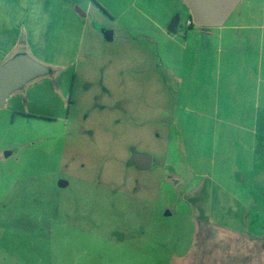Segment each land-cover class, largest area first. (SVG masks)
Instances as JSON below:
<instances>
[{"label":"rangeland","instance_id":"374dc122","mask_svg":"<svg viewBox=\"0 0 264 264\" xmlns=\"http://www.w3.org/2000/svg\"><path fill=\"white\" fill-rule=\"evenodd\" d=\"M247 5H261L256 22L263 19L264 0H241L226 25ZM146 6L163 25L179 14L176 33L165 24L175 42L151 22L146 42L124 29L134 13L112 20L101 7L64 67L23 55L53 73L27 83L0 109V264L167 263L193 245L211 199L221 196L197 170L195 154L203 150H191L182 132L191 128L182 122L197 119L183 102L190 59L183 76L168 68L179 63L189 12L182 0ZM102 29L113 32L112 41ZM260 38L264 53V31ZM197 107L209 113L206 104ZM263 107L264 99L262 135ZM134 152L151 156L149 170L129 164Z\"/></svg>","mask_w":264,"mask_h":264},{"label":"crops","instance_id":"0c3cea01","mask_svg":"<svg viewBox=\"0 0 264 264\" xmlns=\"http://www.w3.org/2000/svg\"><path fill=\"white\" fill-rule=\"evenodd\" d=\"M121 4L122 0H114V7L108 0H0V65L26 54L53 68L64 67L60 62L75 60L73 55L79 52L88 18L101 7L112 20L134 13L136 16L129 15L124 29L137 30L142 40L150 39L144 32L148 22L169 41L178 39L166 34L165 24L170 20L163 25L149 16L148 0H130L116 16L113 12ZM260 8L261 5H247L238 12L234 23L219 27L193 24L183 39L179 36L182 42L178 46L183 53L176 57V68H168L183 76L182 64L190 59L192 70L187 76L183 102L197 118L192 123L182 122L183 127L191 126L182 132L191 150H203V154H195L197 170L209 174L221 196L211 199L210 214L206 221L199 222L193 245L163 264H264V135L257 132L258 112L264 99L260 38L264 16L256 22ZM166 51L162 50L161 57L168 58ZM219 69L223 70L222 77ZM50 73L53 71L46 75ZM19 91H14L0 109ZM201 104H206L209 113L197 112ZM12 106L15 107L13 103Z\"/></svg>","mask_w":264,"mask_h":264},{"label":"water","instance_id":"95a60500","mask_svg":"<svg viewBox=\"0 0 264 264\" xmlns=\"http://www.w3.org/2000/svg\"><path fill=\"white\" fill-rule=\"evenodd\" d=\"M241 0H182L189 12L190 21L199 27H219L230 17ZM179 23V14L171 19L167 26L170 33H175ZM106 41L112 40V33L102 29ZM19 54L0 65V107L14 92L24 87L28 82L49 73L42 65ZM129 164H134L140 170H149L152 158L148 154L133 153ZM65 183H61V186Z\"/></svg>","mask_w":264,"mask_h":264},{"label":"flooded vegetation","instance_id":"af4514ba","mask_svg":"<svg viewBox=\"0 0 264 264\" xmlns=\"http://www.w3.org/2000/svg\"><path fill=\"white\" fill-rule=\"evenodd\" d=\"M180 19V18H179ZM171 21V20H170ZM169 21V22H170ZM169 24V23H168ZM179 24V23H178ZM187 28L193 26L192 22L190 21V17L188 18L187 22H186ZM178 27V26H177ZM134 165V164H133ZM152 165V164H151Z\"/></svg>","mask_w":264,"mask_h":264}]
</instances>
